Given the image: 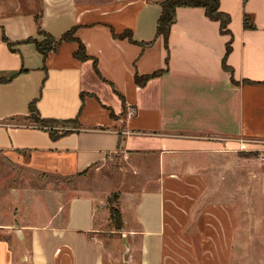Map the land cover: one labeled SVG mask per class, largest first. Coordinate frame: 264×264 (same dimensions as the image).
<instances>
[{
    "label": "crops",
    "instance_id": "obj_1",
    "mask_svg": "<svg viewBox=\"0 0 264 264\" xmlns=\"http://www.w3.org/2000/svg\"><path fill=\"white\" fill-rule=\"evenodd\" d=\"M162 1L0 0V264H106L103 201L36 190L49 174L120 192L134 264H234L238 222L209 199L201 171L243 148L264 158V0H221L227 57L231 36L203 8H177L167 49L156 36ZM71 30L89 59L75 57L78 42L47 55L34 43ZM33 102L41 118L77 119L79 131L52 139L28 120Z\"/></svg>",
    "mask_w": 264,
    "mask_h": 264
},
{
    "label": "rangeland",
    "instance_id": "obj_2",
    "mask_svg": "<svg viewBox=\"0 0 264 264\" xmlns=\"http://www.w3.org/2000/svg\"><path fill=\"white\" fill-rule=\"evenodd\" d=\"M10 7V6H9ZM61 128L62 127H57ZM253 143V141H249ZM121 155L125 153L121 152ZM120 155V156H121ZM113 162L112 167H120L121 157ZM210 160V159H209ZM210 195L209 199L217 204L232 208V214L239 226L238 235L233 246L235 256L234 264H260L258 254L263 253L264 258V158L261 152L243 148L238 152L231 153L225 158H216L206 165L201 171ZM35 180V189H54L61 200L80 196L83 191H88L97 199L103 201L100 210V223L102 231L99 234L105 247L106 264H134L138 263V243L134 250L129 246L123 231L117 232L109 224V209L112 204L117 203L114 194L116 191H101V186L96 180L88 181L86 175L79 179L76 176L64 179L59 175L49 174L48 178ZM9 182V180H8ZM13 186V185H12ZM7 192V191H5ZM92 192V193H91ZM112 198V200H111ZM12 208V209H11ZM14 202L7 206V210H13ZM125 238V240H124ZM262 242V252L257 242ZM127 246V247H126Z\"/></svg>",
    "mask_w": 264,
    "mask_h": 264
},
{
    "label": "trees",
    "instance_id": "obj_3",
    "mask_svg": "<svg viewBox=\"0 0 264 264\" xmlns=\"http://www.w3.org/2000/svg\"><path fill=\"white\" fill-rule=\"evenodd\" d=\"M247 0H244L246 2ZM160 6L162 8V12L160 15V18L157 23V37H163L165 40L166 48L169 49L168 41H169V35H170V29L176 22V10L180 7H193V8H203L205 10L206 16L213 20L220 23V31L223 35L231 36V40L227 43V53L226 57L231 53L232 51V43H233V33L230 29V24L232 22V18L229 14L223 12L221 7V0H163L160 3ZM36 22L39 26V32L43 33L41 31L40 27V19L41 15L40 13H37L35 15ZM244 26L247 29H253L255 26L253 25L251 18L245 14L244 17ZM113 36L115 38H127L129 41L133 44H138L137 41L134 40L133 35L131 32H126L123 34H116L114 30H112ZM1 39L6 42L9 47L12 49V43L8 40V38L5 35L4 30L1 31ZM32 41V40H31ZM34 41V40H33ZM62 42H78L79 43V49L75 53V57L78 58L81 61H85L89 59L86 48L83 45L81 41H79L77 38H75V31L71 30L70 32L63 35L59 40L50 38L49 36L44 42L34 41L36 43L38 50L43 53L44 55H47L50 51H54L57 49L58 45ZM150 45L146 44V46ZM226 57L223 62V66L226 70H231L229 66L226 64ZM97 66V63L95 64ZM159 72L148 76L146 78L156 76ZM141 78L136 77V81L140 82ZM111 115L114 117L113 112ZM28 120L33 123L34 125L41 127L42 129H45L49 132V135L52 139L57 140L63 136L69 135L73 133L75 130L79 131V121L77 119L73 120H65V121H56L51 119H43L41 118L38 109L36 107L35 102L31 103L30 105V115L28 117ZM62 127L61 130L60 128ZM122 147V136L119 141L118 148ZM112 198L116 199L115 204H112L110 207V225L113 226V228L116 231H123L124 223L123 218L121 214V210L119 208L118 204V194H114ZM111 198V200H112Z\"/></svg>",
    "mask_w": 264,
    "mask_h": 264
},
{
    "label": "built area",
    "instance_id": "obj_4",
    "mask_svg": "<svg viewBox=\"0 0 264 264\" xmlns=\"http://www.w3.org/2000/svg\"><path fill=\"white\" fill-rule=\"evenodd\" d=\"M130 115H132V112L130 113Z\"/></svg>",
    "mask_w": 264,
    "mask_h": 264
},
{
    "label": "water",
    "instance_id": "obj_5",
    "mask_svg": "<svg viewBox=\"0 0 264 264\" xmlns=\"http://www.w3.org/2000/svg\"><path fill=\"white\" fill-rule=\"evenodd\" d=\"M127 247V246H126Z\"/></svg>",
    "mask_w": 264,
    "mask_h": 264
}]
</instances>
